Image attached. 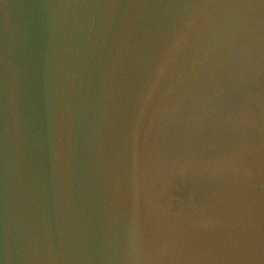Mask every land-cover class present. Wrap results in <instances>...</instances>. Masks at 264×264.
<instances>
[{
	"label": "water",
	"instance_id": "obj_1",
	"mask_svg": "<svg viewBox=\"0 0 264 264\" xmlns=\"http://www.w3.org/2000/svg\"><path fill=\"white\" fill-rule=\"evenodd\" d=\"M0 264H264V0H0Z\"/></svg>",
	"mask_w": 264,
	"mask_h": 264
}]
</instances>
